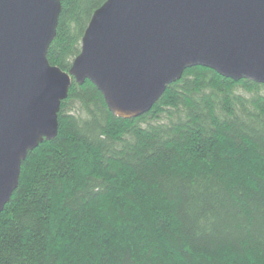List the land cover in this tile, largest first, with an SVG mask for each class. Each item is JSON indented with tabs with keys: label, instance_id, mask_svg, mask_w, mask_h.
Listing matches in <instances>:
<instances>
[{
	"label": "trees",
	"instance_id": "trees-1",
	"mask_svg": "<svg viewBox=\"0 0 264 264\" xmlns=\"http://www.w3.org/2000/svg\"><path fill=\"white\" fill-rule=\"evenodd\" d=\"M106 1H63L52 66ZM0 264H264V85L192 68L126 120L73 82L0 215Z\"/></svg>",
	"mask_w": 264,
	"mask_h": 264
},
{
	"label": "water",
	"instance_id": "water-1",
	"mask_svg": "<svg viewBox=\"0 0 264 264\" xmlns=\"http://www.w3.org/2000/svg\"><path fill=\"white\" fill-rule=\"evenodd\" d=\"M63 1L0 0V215L29 153L57 138L73 82L126 120L192 68L264 85V0H107L69 72L48 61Z\"/></svg>",
	"mask_w": 264,
	"mask_h": 264
}]
</instances>
